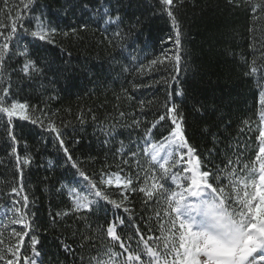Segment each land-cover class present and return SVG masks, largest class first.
Segmentation results:
<instances>
[{"label":"trees","instance_id":"1","mask_svg":"<svg viewBox=\"0 0 264 264\" xmlns=\"http://www.w3.org/2000/svg\"><path fill=\"white\" fill-rule=\"evenodd\" d=\"M42 29L44 40L32 36ZM5 43L0 108L25 104L27 118L0 112V264H89L102 241L118 261L133 256L127 264H177L164 247L178 248L175 214L152 189L163 170L150 154L175 140L173 120L193 159L181 149L168 176L187 186L182 169L199 158L229 203L252 191L242 180L258 176L264 146V0H0ZM117 174L132 183L117 187ZM86 193L92 211L76 208Z\"/></svg>","mask_w":264,"mask_h":264},{"label":"snow or ice","instance_id":"2","mask_svg":"<svg viewBox=\"0 0 264 264\" xmlns=\"http://www.w3.org/2000/svg\"><path fill=\"white\" fill-rule=\"evenodd\" d=\"M162 3L166 6L172 5L173 0H162ZM168 14L172 16L171 11ZM173 23L175 24L174 19ZM12 31H16L15 27ZM47 35V31L43 29L32 32L33 37H38L41 40H44ZM176 43L177 45L180 43L179 31H177ZM7 49L8 44L5 43L3 50H0V62L3 61ZM177 60H179V56H177ZM28 71L29 67L26 65L24 68L25 74ZM252 71L258 73L260 70L253 67ZM3 76L4 72L2 64H0V82H2ZM4 92L7 95V89ZM261 103L264 104V99L261 100ZM25 110L26 105L21 103H12L10 107L0 108V112L6 113L9 118L19 116L26 119ZM169 111L173 112L175 110L169 109ZM160 119L163 120L164 117L161 116ZM173 123L175 128L171 135L176 138L175 141H170L167 146L164 143L159 145L151 143L150 145L151 160L156 162L158 167L163 170V174L159 177L161 182H154L152 189L160 190L159 196L165 199L172 213L175 214L170 222V228L179 232L178 248L173 243V247L169 249L168 244L165 243V249L175 251L177 264H259L260 260H264V146L259 148V154L256 156V159L260 161L258 176L255 174V168H251L242 180L243 187L247 189L251 186L252 191H244L243 198L239 199L238 202L229 203L231 197L225 195V188L213 186V183L209 180L210 173L207 170L200 171L199 158H195V164L191 169H182L183 172H191L190 184L187 186L176 183L177 173H173L171 176L167 175L169 172L168 165L170 162L175 163L177 153H180L181 159L183 158L184 154L180 152L181 149L187 148L190 164L193 159L191 157L193 149L188 147L181 125L176 123L175 120H173ZM260 139L264 143V131L260 132ZM61 146H63V142H61ZM244 167L247 168L248 165L245 164ZM213 178L222 179L219 170ZM84 179L87 180L88 178L85 176ZM101 179L103 180V177ZM166 179L171 183L167 185L163 183ZM106 183L111 185L113 180L109 178ZM115 183L117 187L123 185L127 188L132 181H122L121 176L117 174ZM173 186L176 189H183V191H174ZM91 187L95 189L96 185L92 184ZM12 191L15 192L16 189L14 188ZM140 191L145 192V189L141 188ZM153 194L151 190L145 192L148 197H152ZM95 196L102 197V193L97 190ZM103 198L106 199V197ZM24 200L26 205V196ZM96 203L90 200L89 194L86 193L77 201L76 208L92 211L93 205ZM111 203L115 204V201H111ZM116 207L119 208L120 205L116 204ZM16 211L18 212L19 209H16ZM201 216L203 218L198 219ZM177 221L179 222L178 228L176 227ZM107 235L112 240L120 239L116 235L114 225L108 227ZM102 243L104 244L103 249L98 250V256H90L89 264H93V262L95 264H105L102 261L103 255L109 256L111 264H127V261L133 259V256L130 255L124 261L116 260L119 254L115 252L113 246L103 241ZM120 247H124L123 243L120 244ZM65 251H69L67 245H65ZM148 254L151 257H157L158 255L151 248H148ZM135 259L139 260L140 256L136 255ZM26 264H36V261H26ZM163 264H168L166 258Z\"/></svg>","mask_w":264,"mask_h":264},{"label":"rangeland","instance_id":"3","mask_svg":"<svg viewBox=\"0 0 264 264\" xmlns=\"http://www.w3.org/2000/svg\"><path fill=\"white\" fill-rule=\"evenodd\" d=\"M264 131V122L261 124L259 132ZM176 139V138H175ZM175 141V140H174ZM169 145V144H168ZM167 146V145H166ZM150 154L152 155V151H150ZM186 160L185 155H183V158H180V153H177L176 162L179 165L180 163H184ZM156 163V162H155ZM203 259V258H202ZM259 264H264V260H260Z\"/></svg>","mask_w":264,"mask_h":264},{"label":"clouds","instance_id":"4","mask_svg":"<svg viewBox=\"0 0 264 264\" xmlns=\"http://www.w3.org/2000/svg\"><path fill=\"white\" fill-rule=\"evenodd\" d=\"M203 217L201 216V217H198V219H202Z\"/></svg>","mask_w":264,"mask_h":264}]
</instances>
